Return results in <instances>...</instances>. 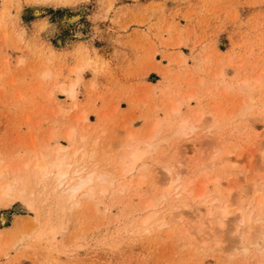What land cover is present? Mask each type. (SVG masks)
Segmentation results:
<instances>
[{"label": "rangeland", "instance_id": "374dc122", "mask_svg": "<svg viewBox=\"0 0 264 264\" xmlns=\"http://www.w3.org/2000/svg\"><path fill=\"white\" fill-rule=\"evenodd\" d=\"M77 76L76 101L53 92L54 84ZM175 104L177 115L170 112ZM57 106L64 117L55 114ZM82 111L87 120L76 123ZM179 118H201L193 139L159 143ZM155 120L159 144L149 149L151 157L161 153L177 168L181 157L174 149L181 146L198 183L216 175L237 187L264 181V0H0V166L19 169L41 149L59 145L69 159L82 144L92 150L78 162L85 176L107 168V159L128 142L143 147L139 142ZM205 131L222 137L220 152L216 166L199 172L197 159L213 154L201 137ZM223 156L233 162L220 164ZM20 170L30 204L17 199L0 205V246L6 242L0 264L264 262V254L236 249L203 257L195 251L197 235L184 246L174 237L138 231L149 186L143 193L138 188L140 196L110 186L96 204L81 197V204L70 206L48 188L32 186Z\"/></svg>", "mask_w": 264, "mask_h": 264}, {"label": "bare ground", "instance_id": "6f19581e", "mask_svg": "<svg viewBox=\"0 0 264 264\" xmlns=\"http://www.w3.org/2000/svg\"><path fill=\"white\" fill-rule=\"evenodd\" d=\"M19 61H22V59H19ZM75 70L78 72L81 70V66H77ZM42 74L48 75V71L44 69ZM80 77L77 76L68 82L64 80V82H57L53 86V92L56 90L60 91L69 99L75 100ZM170 112L173 115L179 114L178 105L172 106ZM63 113L64 109L61 106H57L55 114L64 117ZM74 119L76 123H83L87 120V115L82 111L75 115ZM188 119L179 118L174 121L171 128L161 135L160 141L154 138L159 124L158 120H155L152 122L147 136L139 142L144 145L143 147L138 145V141L136 142L137 144H133L130 141L125 146L122 145L121 150L113 158L107 159V168L100 171H90L85 176L80 174L78 162L85 157H92V150L79 148L82 144L73 150L69 159L65 155L66 147L59 145L56 148L53 147L54 150L51 151H47L45 148L41 149L38 155L26 159L23 166L19 169L13 170V166L11 169L8 168L11 164H8L9 166L1 165L0 205L9 207L17 199H22L30 204V199L23 195L24 192L25 194L28 192L26 191L24 178L22 179L19 176L22 173L20 169L27 172L32 186H41L43 191L48 188L53 195L63 196L62 198L69 202L70 206L81 204V197L88 198L91 203L96 204L99 199V193H107L110 186L120 192L125 191L129 195L134 194L138 188L142 189L143 193V188L149 186V189L147 188L150 192L149 196L144 200L142 207L139 208L141 212L138 213L139 217L136 223L138 231L143 234L163 236V238L165 236V239L174 237L178 241H183L181 244L184 246H189V238L192 235H197L195 251L200 252L203 257L207 254L214 255L216 252L220 255L223 249H236L243 253L253 251L258 253V256L259 254L263 255L264 181L255 182L256 180H254L247 185L239 182L237 185L240 189H238L232 182H227L226 185L223 184L219 176L216 175L214 178H208L207 176L206 179H202L198 183L199 179H197L196 173L187 170L186 164L184 165L185 161L183 158L188 154V150L181 148V146L174 149V153L179 154L178 156L181 157L175 161L177 168L174 163L165 161L162 157L163 155L161 156L159 152L157 157L150 156L149 149L154 148L153 150H155L156 145L161 141L164 142L173 137L179 139L186 136L192 140L197 133L195 132L198 128L197 123L201 118H197L194 123ZM211 128L219 129L218 125ZM251 132H254L253 129ZM203 133L201 137L209 139L208 146L213 149V154L206 157L205 160L203 159V161H201L202 157L199 160L197 159V162L200 161L199 163H201V168L198 169L199 172H207V168L216 166V156L220 152L219 145L217 146L216 144L222 138L219 134H216L217 132L211 135L208 134L211 133L209 131ZM72 135L73 130L68 129L66 137L69 142H71ZM164 135L168 137H164ZM257 137L256 132L252 133V139H257ZM255 142L253 140V144ZM147 154H149L148 158ZM238 157L234 158L238 160ZM232 160L231 156H223L219 159V163L233 162ZM153 163L154 166L151 167ZM260 163L264 168V157L261 158ZM209 181L213 183L211 189H208ZM20 187L21 189H19ZM136 196H140V192ZM60 200L62 199L60 198ZM127 200L129 201L130 199ZM130 211L132 212V210ZM41 229L45 230L46 227L43 226ZM5 243L2 245H5ZM212 248L217 249L212 250ZM259 260L261 262V259ZM243 263L248 264L246 261ZM226 264H232V262H226Z\"/></svg>", "mask_w": 264, "mask_h": 264}]
</instances>
